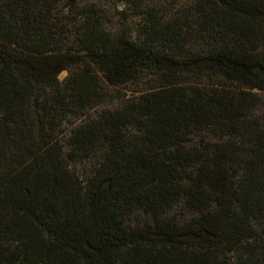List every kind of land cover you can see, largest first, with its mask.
<instances>
[{"label":"trees","instance_id":"1","mask_svg":"<svg viewBox=\"0 0 264 264\" xmlns=\"http://www.w3.org/2000/svg\"><path fill=\"white\" fill-rule=\"evenodd\" d=\"M149 2L0 0V264H264V0Z\"/></svg>","mask_w":264,"mask_h":264},{"label":"rangeland","instance_id":"2","mask_svg":"<svg viewBox=\"0 0 264 264\" xmlns=\"http://www.w3.org/2000/svg\"><path fill=\"white\" fill-rule=\"evenodd\" d=\"M111 1V0H110ZM185 0H150V3L153 4H159V5H164V8L167 9H174L175 5L177 3H182ZM128 14V13H127ZM139 18L136 17H131L128 21H124L123 18L118 17L116 14L112 15L110 17V22L107 23V27L110 31H112L115 34H119L123 28H129L130 30H133L134 34L137 32V21ZM67 73H63L61 75V79H63ZM134 88V86H133ZM113 92L116 91V95L122 96L123 94H126L127 97H130L132 95L131 91L125 88H111ZM121 100H115L114 102L110 104H106L105 106L100 107L99 109L103 108H112L116 107ZM264 109V107H263ZM100 158L98 155L93 156L91 159L83 162H78L75 166L76 171L79 173L81 177H85L89 172H91L95 166L96 163H98ZM180 215H183V210L179 209L177 211ZM182 217V216H181Z\"/></svg>","mask_w":264,"mask_h":264}]
</instances>
